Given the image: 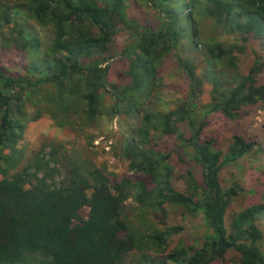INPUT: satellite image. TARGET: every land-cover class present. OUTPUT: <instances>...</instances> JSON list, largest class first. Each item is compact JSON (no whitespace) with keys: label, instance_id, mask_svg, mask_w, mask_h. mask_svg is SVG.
<instances>
[{"label":"trees","instance_id":"1","mask_svg":"<svg viewBox=\"0 0 264 264\" xmlns=\"http://www.w3.org/2000/svg\"><path fill=\"white\" fill-rule=\"evenodd\" d=\"M143 1L161 15L156 28L129 17L128 0H0V36L15 48L41 51L40 39L28 31L31 22L52 35L43 60L30 64L26 75L0 64V264H212L229 253L234 264H264V192L227 225V210L241 188L221 181L224 169L255 147L264 153V136L257 142L234 135L225 151L204 136L209 114L235 120L249 106H264V77L258 80L264 57L255 54L243 74L235 56L239 43L264 39V0H182L178 11L170 7L173 0ZM201 18L239 38H202ZM120 32L128 38L115 52ZM187 35L184 46L198 53L195 59L179 54ZM117 54L128 63L130 81L112 86L111 115L141 113L145 106L125 141L130 177L112 180L55 143L19 167L15 146L26 124L41 115L38 92L46 87L44 101L57 124L91 126L101 116L108 62ZM171 55L187 80L185 95L173 108L153 109L160 68ZM205 87L209 99L203 103ZM29 105L36 108L32 115ZM171 155L183 167L182 190L173 186ZM129 199L136 203L132 209ZM164 206L202 216L200 247L178 242L170 248V238L181 232L177 226L135 234L129 213L162 214Z\"/></svg>","mask_w":264,"mask_h":264},{"label":"rangeland","instance_id":"2","mask_svg":"<svg viewBox=\"0 0 264 264\" xmlns=\"http://www.w3.org/2000/svg\"><path fill=\"white\" fill-rule=\"evenodd\" d=\"M181 1L173 0L170 7L176 8L178 11V8L183 6L179 5ZM126 12L129 17L135 18L141 25H148L151 28H156L161 16L157 8L143 0H128ZM178 13L180 14V12ZM180 20L182 25H186L182 18ZM27 27L32 35L40 39L41 51L39 53L21 51L10 44L6 36H0V64L11 73L26 75L27 72L25 71L30 69L29 65L43 60L44 54L51 44L52 35L48 27L39 26L35 22L29 23ZM198 27L202 38H210L225 43H235L237 37L239 38L238 34L222 33L209 19L201 18L198 21ZM6 33L8 32L6 31ZM114 38L113 49L117 52L127 42L128 36L125 32H120ZM188 39L189 36L187 35L180 42L179 54L195 59L199 57L198 53L196 51L190 52L184 46ZM263 41L264 39L249 38L246 42L238 44V52H235V56L238 70L241 73H247L255 54L264 57ZM108 63L109 73L106 87L105 90H101L103 93L101 116L91 126H82L79 129L76 128L77 122L72 120L70 125L61 126L57 124L44 101L46 87L38 92L41 115L37 120L26 124L22 138L15 146L21 156L19 167L32 160L43 145L55 143L64 145L66 154L72 159L90 161L102 170L104 169L112 180L119 181L130 177L129 160L125 154V141L130 140L131 129L139 126L141 113L142 110H145V106H142L141 113L134 111L131 114L111 115L112 86L121 88L127 85L130 79L128 63L125 59L120 58L117 54ZM159 77L162 78V83L155 93L153 109L158 107L173 108L175 103L184 97L187 88V80L178 67L175 56L171 55L165 60L160 68ZM263 77L264 73L259 76V82ZM208 99V87H205L201 100L205 103ZM35 109L34 106L29 105V114H34ZM234 135H239L246 140L261 142L264 136V106H249L243 110V116L235 120H230L220 113H211L207 116L204 136L214 139L221 150L227 149ZM164 141L171 143L173 140L164 139ZM165 150L168 151V149ZM171 162L175 170L173 186L176 190H182L184 187L181 178L183 167L177 162L174 155H171ZM221 181L223 185H230V183L235 182L241 188L239 195L227 210L226 224L229 225L230 219L238 211L258 201L261 193L264 192V153L255 147L238 162L224 169ZM126 203L129 208L131 207L130 209L136 206L132 199L127 200ZM164 208L165 212L162 214L161 212H136L132 215L129 213L130 226L135 234H138L137 231L143 235L151 234L156 229L162 231L165 228L177 226L181 227V232L170 238V248L178 242H184L186 245L195 248L200 247L206 233L202 216L200 214L186 215L179 209L168 206H164ZM131 254L133 258L138 255L136 250L131 251ZM149 255L154 256V253L150 251ZM234 262V255L229 253L225 261L212 264H234Z\"/></svg>","mask_w":264,"mask_h":264}]
</instances>
